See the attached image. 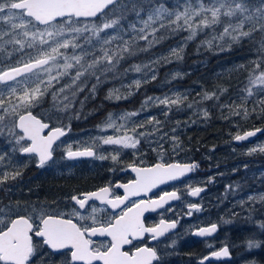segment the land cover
<instances>
[{"label": "snow or ice", "instance_id": "6c2138e0", "mask_svg": "<svg viewBox=\"0 0 264 264\" xmlns=\"http://www.w3.org/2000/svg\"><path fill=\"white\" fill-rule=\"evenodd\" d=\"M195 4L196 7H193V0H183L182 3L181 0H176L172 9H169L165 0H127V3H122L121 0H0V21L7 22L12 30L9 33L0 29V40H3L4 36H9L6 43L19 45L20 50H23L26 44L27 48L36 51V55L34 57L30 55L29 62L23 63L22 66L13 67L8 71L0 69V83L14 82L13 85L8 86L9 96L15 94L18 88L22 92L16 102L9 100L7 104L6 98L0 93V133L7 129L10 135H14L15 143L20 146L18 151L22 154L35 155L38 158L39 167H44L49 161H53V145L65 135V130L60 127L50 128L29 109L39 103L40 98L52 86L53 80L59 84L60 78L68 77L71 85H76L72 92L74 98L76 91L83 90L80 84L84 80L95 77L97 83H101V77L113 71L124 58L125 53L132 54L129 52L130 42L115 32L111 35L106 33L103 38L100 36V33L106 29L122 32L123 29L117 27L120 19L123 18L122 15L120 18L107 20L100 26L93 24L89 27L79 23L80 18L96 17L97 13L103 12L106 8L109 12H113L119 6L125 11L134 12L141 26L139 29L135 24L130 27L139 39L148 41L149 47L157 42L155 33L160 29L168 33L187 31L189 33L187 40L194 39L198 30L203 32L205 29H211L212 37L204 43L211 48L213 41L222 42L217 44L220 51L230 48L233 43H238L243 38H251L254 32L258 31L264 35V0H208L207 5L204 0H195ZM110 5L112 8H109ZM142 12H146V19H140ZM104 14L108 15V13ZM40 25L44 27L40 28ZM154 25L158 26L154 27ZM246 25L247 30H245ZM85 33H90V35H85ZM149 35L152 36L151 40H148ZM16 36H22L24 39H16ZM93 38H95V43H93ZM81 39L82 42L77 43ZM116 41L120 42L115 43ZM114 43L115 47H111ZM2 47L3 45L0 44V48ZM69 50H71V55L68 54ZM179 51H182V48L171 49V53L175 54L178 59L180 58ZM258 56L261 59L256 62L254 72L264 63V40L259 42ZM135 70L140 71V68L137 66ZM17 77H22V79H17ZM151 79H156L154 72ZM78 81L80 84H77ZM249 83L264 85V70L256 75H250ZM135 84L139 86L140 81H135ZM41 85H43V90H41ZM95 87V85L92 86L93 92H95ZM247 91L248 96L253 95L251 88ZM259 91L264 92V87L259 88ZM57 92H65V86H61ZM213 97L218 99L215 92L205 94L203 99L210 100ZM55 98L56 93H53V99ZM121 98L126 97H115L117 100ZM64 99L68 100L67 94ZM152 99L148 98V100ZM155 99L157 103L168 107L170 104L178 105L186 97L175 95ZM261 103L264 104V101ZM71 104L72 101L69 100L64 108H69ZM20 109L24 111L21 112ZM9 113L16 119L6 125L4 119ZM136 114L134 112L124 113L116 119L110 115L105 126L100 130L105 132L108 129H115L119 132L125 125L124 123L118 124L117 119L126 123ZM236 114L241 113L237 111ZM243 115L245 117L248 115L246 108L243 110ZM13 129H18L19 134H16ZM44 129H49L48 135H43ZM255 134V132H247L244 135H237L235 139L245 140ZM139 135L143 136L144 133H139ZM25 140L29 143L22 145L21 142ZM99 143L135 149L140 141L125 134L122 137L111 135L102 137ZM94 147L95 143L73 151L69 145L66 158L95 157L101 160L109 158L97 155V152L93 150ZM260 151H264V147H261ZM4 159L5 156L0 154V162ZM111 159L115 161L118 157L112 156ZM195 167V164L157 163L151 168H133L132 170L138 174V179L131 184L117 185L125 189L127 193L125 196L108 199L111 189L103 187L96 192L84 193L81 196L73 195L71 199L79 206V209H84L93 199L111 205L115 209L124 204L129 196L139 195L157 184L175 180L192 172ZM16 175H19V172L11 178L15 179ZM8 178V174L4 173L0 183ZM203 190L197 187L190 194L196 196ZM258 198L264 201V196ZM178 199L180 197L175 192H165L159 198V202L141 201L135 204V211L132 206H128L126 210L122 209L116 218L109 220L106 226L100 227L81 226L73 223L72 219L47 214L39 218V224L35 227L33 219L25 215L10 218L5 223V214L0 211V225H2L0 226V264H30V261L31 264H35L32 260L36 254V247L33 244L34 236L42 238V243L53 253L65 255L63 250L68 249L69 264H94V262H102V264H154L155 262V264H160V256L155 248L138 247L131 255L128 251H122V248L124 245H132L133 240L141 238L144 233L152 234V239L155 240L170 229H174L176 221L169 223L161 220L156 227H145L140 217L148 208L155 210L157 207H163L169 200ZM248 199L255 198L250 196ZM189 208L200 210L197 204H192ZM96 211V208H92L90 216L80 218L91 219L95 224ZM259 227L264 230V222H261ZM216 230L217 225L212 224L210 227L198 229L195 234L202 237L209 236ZM98 235L111 237V244L104 247L102 251L91 247L92 240L87 238ZM247 246L248 248L259 247L260 242L250 240ZM228 255L227 247L211 253V257L217 259Z\"/></svg>", "mask_w": 264, "mask_h": 264}, {"label": "flooded vegetation", "instance_id": "af4514ba", "mask_svg": "<svg viewBox=\"0 0 264 264\" xmlns=\"http://www.w3.org/2000/svg\"><path fill=\"white\" fill-rule=\"evenodd\" d=\"M108 11L109 9L105 10L91 20L101 18ZM131 49L129 46V52ZM130 58L131 55L125 53L123 62L121 60L113 71L101 77V83H97L95 77L84 80V84L78 83L85 85L89 93L83 91L81 96L74 98L91 102L92 109L40 111L34 106L29 109L33 115L48 123L50 128L60 127L65 130V135L53 145V161H49L44 167L38 166V158L35 155L22 154L18 151L20 146L15 143L14 135H10L7 129L0 133V154L5 156L4 161L0 162V180L3 179L4 173L9 177L0 183V211L5 214V223L10 218L25 215L33 219L35 227L39 224V218L47 214L72 219L73 223L81 226H106L109 220L116 218L121 210H126L128 206H132L135 211L136 203L159 202V198L165 192H175L180 199L169 200L163 207H157L155 210L148 208L143 211L140 218L145 227H156L161 220L169 223L176 221V227L155 240L152 239V234L144 233L141 238L134 239L132 245H124L122 251H128L131 255L138 247L155 248L160 256V264H201V261L203 264H246L244 262L247 259L258 260L259 248L253 247L251 251L248 250L249 238L245 240V230L252 229L258 240L259 224L264 222V201L258 198L264 196V151H260V148L264 147V121L259 119V105L256 104L252 114L254 125L241 124L248 121L244 119L239 122L238 130L234 128L237 125L227 126L228 131L236 133L230 142L204 141L197 144L190 139L181 143L180 131L177 130L175 134L170 132L178 128L173 125L132 126L130 119L126 123L117 119L118 124L125 125L121 130L127 133V136L139 139L140 143L135 149L103 145L99 143L102 137L109 135L122 137L118 135L122 132H117L115 129H108L105 132L100 130L105 126L109 116L116 119L127 113L126 106L139 97L126 93L127 90L131 91L130 85L126 83L130 69L127 62ZM23 63L25 62L4 63L0 55V69L4 71L22 66ZM117 83L123 84L121 85L123 90L119 91L120 93L113 92L110 98V93H105L103 89L112 86L117 89ZM12 84L13 81H6L0 83V87ZM93 85L96 86L95 92L92 91ZM116 96L126 98L117 100ZM115 101H119L118 111L111 110ZM210 105L213 108L216 106L215 103ZM20 111L23 112L24 109ZM15 119L14 115L6 114L4 124L9 125ZM211 120L214 122V118ZM219 127L221 125L194 127L190 133H194L196 129L210 131ZM254 129H259L261 132L252 141L234 142L237 135ZM13 131L19 134L18 129ZM48 132L49 129H44L43 135H48ZM139 133L144 135L141 136ZM27 143L29 142L26 140L21 142L22 145ZM93 143H95L93 150L97 155L109 158L103 160L95 157L66 158L69 145L75 151ZM112 156H117L118 159L114 161L111 159ZM157 163L195 164L196 167L192 172L175 180L157 184L139 195L129 196L124 204L115 209L95 199L90 200L84 209H79L71 199L73 195L81 196L84 193L96 192L103 187L111 189L108 199L123 197L127 193L124 188L117 185L131 184L138 179V174L132 169L151 168ZM16 172H19V175L12 179ZM244 180L251 181L255 199H248L249 190L242 183ZM197 187L204 190L192 196L190 192ZM192 204H197L200 210L190 209L189 206ZM92 208L97 209L95 224L91 219L80 218L90 216ZM245 213H248L247 217L244 216ZM212 224L217 225V230L211 235L202 237L195 234L198 229L210 227ZM186 226L190 228L186 230ZM87 238L92 240L91 247L99 248L101 251L111 244V237L107 235ZM33 244L36 247V254L32 258L35 264H69L68 249L63 250L65 255L53 253L42 243V238L35 236ZM224 247L229 248L231 254L229 259H210L213 251H220ZM244 250H248L251 254L245 253ZM205 257L209 259H204ZM94 264H102V262H94Z\"/></svg>", "mask_w": 264, "mask_h": 264}, {"label": "rangeland", "instance_id": "374dc122", "mask_svg": "<svg viewBox=\"0 0 264 264\" xmlns=\"http://www.w3.org/2000/svg\"><path fill=\"white\" fill-rule=\"evenodd\" d=\"M122 3H127V0H122ZM183 0H181V3ZM205 5L208 4L204 0ZM169 9H172V7L167 6ZM193 7H196L195 0H193ZM108 15H103L101 18L97 20H86V21H79L81 25H88L91 27L93 24L100 26L103 22L110 20V19H116L120 18L121 15L123 16L122 19H120V23L117 26L119 29H123L122 32H118L115 29H106L104 32L100 33V36L103 38L105 34H117L118 36H122L124 40H127L130 42V46L133 40H142L139 39V36L133 32L131 25L135 24L137 29L141 26L136 15L131 16L134 12L132 11H125L124 9L117 6L113 12H107ZM135 14V13H134ZM146 12H142L140 19H146ZM158 25H154V27H157ZM40 28H43L44 26L40 25ZM0 29H2L5 32L11 33L12 30L10 29V26L7 22L0 21ZM247 29V28H246ZM147 31V30H146ZM258 32V31H257ZM157 33V32H156ZM155 33V35H156ZM254 34V33H253ZM85 35H90V33H85ZM189 33L185 31L182 35L180 33H174L173 36L167 37L166 40L161 41V43L155 45V47H149L147 46L151 52H149L147 49L141 48L140 50L143 52L141 55L140 53H135L134 55L131 54L130 60L127 62L129 66V75L128 82H126L128 85H130L131 91L127 90L126 93L129 95L135 94L139 95L136 101H131L129 103V106H126L127 113H137L136 115L132 116L130 118L131 125H152V126H166V125H173L175 127H178L176 129L170 130V132H175L177 130L180 131V142L183 143L186 140L192 139L193 142L199 143L200 139L197 138L196 140L193 138L194 133H190L191 129L195 126V123L200 120V118L197 120L196 117L205 116V112L208 111L207 104L209 100H204L203 97L205 94H210L209 92H203L204 86L203 82L207 79L215 76H221V77H229V78H237L242 77V73L244 70L248 69L251 66V63L254 61L259 60V56H257L254 53L249 54H242V55H234L231 57L224 56L222 59L215 60L216 63L213 67L212 72H202V78L197 79L196 82L183 84L184 77L187 74H190L193 69L190 70V67L187 68L185 63L181 61L182 59V51L185 48L186 45H188L192 40H187ZM201 36L204 38L212 37V31L211 29H205L203 32L197 31V36ZM195 37V38H196ZM149 40L152 39V36L149 35ZM194 38V39H195ZM9 36H4L2 40L3 47L0 48V55L2 56V59L4 63H12V62H26L30 60V55L35 56L36 51L35 49H29L27 48V45L25 44L23 50H20V46L16 45L14 43L9 44L6 43L8 41ZM16 39L23 40L24 38L22 36H16ZM264 40L262 38V34H259V38L256 37L255 41L258 43L259 41ZM135 41V42H137ZM147 41V40H142ZM81 41H77V43H80ZM120 41H116L115 43H119ZM93 43H95V38H93ZM115 43L111 47H115ZM182 51H179L180 58L178 59L175 54L171 53V49H181ZM97 49H99V45H97ZM63 51V50H61ZM148 51L149 54H146ZM132 52V49H131ZM9 53L11 55H9ZM77 53H79V49H77ZM69 55H71V50H69ZM134 58V59H133ZM123 62V60L121 61ZM207 65H212L211 63L207 62ZM202 65V63H201ZM140 68V71H136V67ZM155 73L156 79H151L152 73ZM179 75H176V74ZM256 74H258L256 72ZM255 74V75H256ZM175 77V78H174ZM139 80L140 84L137 86L135 84V81ZM79 81L77 82V84ZM84 84V83H83ZM250 85V83H248ZM13 85V84H12ZM71 81L68 77H62L60 78V83L57 84L55 80L52 82V86L48 88L47 92L40 98L39 103L34 104L33 106L40 111L45 110H56V111H66V110H72V105L65 109L64 105L68 104V101H73L72 92L73 89L76 87V85H71ZM118 88L116 89L114 86L112 88H104L105 93H120L119 91L123 90V84L117 83ZM65 86V92H57V90L61 87ZM83 90L82 91H76L75 96H78L82 94L83 91H86L89 93V90L85 88V85H80ZM253 89L258 91L259 88L262 87V85H253ZM34 87V85H33ZM116 89V90H115ZM41 90H43V85H41ZM115 90V91H114ZM248 89H240L238 93L228 95L227 98H240L244 100H249L252 98H256V96H248ZM252 90V88H251ZM68 94H67V93ZM124 92V91H122ZM0 93L6 98V104L8 101L16 102L17 98L22 95L21 90L18 88L17 92L11 96H9V89L7 87H0ZM53 93H56V98L53 99ZM68 95V100L64 99L65 95ZM175 95H180L182 98L186 97V99H182V102L178 105H169L166 107L163 104H159L156 102L155 98H163L165 96L167 97H174ZM226 95H223L222 97H225ZM153 98L152 100H148V98ZM230 100V99H229ZM147 101V102H145ZM118 103L119 101L114 102V106L111 107L112 111H118ZM62 104L63 108L59 109L58 105ZM261 106V104H259ZM239 107V105H234ZM123 109V107H122ZM238 109H234L233 111H236ZM240 115H234L230 110L227 114H231L237 118V121L234 125H237L235 130H238L239 128V122L244 119H249V117H245L243 114V111L240 109ZM49 112V111H47ZM154 118V119H153ZM142 121V123H141ZM157 121L159 123H157ZM229 126L232 125V122H228ZM199 131V130H198ZM121 136H124L127 133H124L123 130H121ZM236 133H227L224 129L223 132H221L220 138L224 142H230L232 141L233 135ZM244 185H246V189L249 190L248 198L254 197L252 190V183L250 180L246 181L244 180L242 182ZM245 217L248 216V213L244 214ZM262 218V214L260 215ZM190 227L186 226V230H188ZM258 240L256 238V235L254 234L252 229L245 230L246 239L249 238V241H258L260 242L259 247H255V249H258L259 251V257L256 261L253 258L247 259L246 264H264V230H262L260 227L258 228ZM182 247V245H181ZM249 251L252 250V248H248ZM248 250H244L245 253H248L249 255L251 252H248ZM263 258V259H260ZM254 260V261H252Z\"/></svg>", "mask_w": 264, "mask_h": 264}, {"label": "trees", "instance_id": "16d2710c", "mask_svg": "<svg viewBox=\"0 0 264 264\" xmlns=\"http://www.w3.org/2000/svg\"><path fill=\"white\" fill-rule=\"evenodd\" d=\"M208 2V0H205ZM176 0H165L166 6L173 7L175 4ZM135 15L134 13L131 15ZM247 28V25L245 26V30ZM219 31V29H217ZM185 31H180V35H182ZM174 33H168L165 32L164 29H160L156 33L157 37V42H155L152 47H155V45L161 43V41L166 40L167 37L173 36ZM260 32H254L251 38H243L240 42L238 43H233L230 48H227L224 51H220L219 48L217 47L218 41H213V46L209 48L204 41L210 40L211 37L204 38L201 37L200 35L197 36L195 39H193L188 45L185 46V48L182 51V59L181 61L185 63L186 67L189 68L190 70L196 66L195 69L190 74L185 75L184 81L182 82L183 84H190L193 82H196L197 79L202 78V72H212L213 67L216 63L215 60L217 59H222L224 56H234V55H242V54H251L254 53L258 56V49H259V42L256 43L255 39L256 37L259 38ZM262 38H264V35H262ZM162 39V40H161ZM149 40V38H148ZM161 40V41H160ZM134 40V43H131V48H132V54L134 55L135 53H140V55L143 53L140 49L144 48L147 49L149 52L150 49L147 47L148 46V41H142ZM133 42V41H132ZM148 51L146 54H149ZM134 59V58H133ZM261 59V57H259ZM209 62L212 65H207L206 63ZM257 62V61H256ZM256 62H252L251 66L244 70L242 73V77H237V78H229V77H221V76H215L210 79H207L206 81L203 82L204 86V91L203 92H209L210 94L215 92L218 96V99L216 97H213L212 99L209 100L207 104H209V111H207V115L201 116V117H196L198 122L195 123V126H206V125H221V127L215 129V130H210V131H204L203 129H196L194 131V139L196 140V135L197 138L200 139L199 141L204 142V141H209V142H218V141H223L220 138V133L223 132L225 129L227 133H232L231 131H228L229 129L227 128L228 122H232V125H234L237 121L238 115L236 114L237 111L240 109L243 111L245 108L248 110V115L249 117L248 121L244 122V125L247 126H252L254 125V119H252V114L253 111L255 110L256 104H261L259 105V119L260 121H264V104L261 103V101H264V92H260L259 89L258 91L253 89V85H249V77L250 75H255L256 72L259 73V71L264 70V63L261 64L260 69H255V64ZM202 63V65H201ZM264 87V85H262ZM252 88V96H256V98H252L249 100H244V99H232V98H227V96L236 94L239 92L240 89H249ZM223 95H226L225 97H222ZM230 99V100H229ZM212 103H215L216 106L213 108L211 107ZM72 109L73 110H78V109H92L91 102H85L81 101L79 99L74 98L72 101ZM234 105H239V107L234 106ZM58 108L61 109L63 108L62 104L58 105ZM234 109H238L236 111H233ZM210 109L212 111H210ZM36 110H39L36 108ZM229 110L234 114L237 115V118L231 114L226 113L229 112ZM243 116V114H242ZM214 118V122L211 120ZM240 125V124H239ZM224 129H223V127ZM199 130V131H198ZM263 259V258H260Z\"/></svg>", "mask_w": 264, "mask_h": 264}, {"label": "water", "instance_id": "95a60500", "mask_svg": "<svg viewBox=\"0 0 264 264\" xmlns=\"http://www.w3.org/2000/svg\"><path fill=\"white\" fill-rule=\"evenodd\" d=\"M111 6V5H110ZM109 6V7H110ZM107 9V8H106ZM106 9H104V10H106ZM103 10V11H104ZM102 12H100V13H97V16L99 15V14H101ZM91 18H94V17H91ZM91 18H80V19H91ZM6 71H8V70H6ZM37 117V116H36ZM38 119H40L41 120V118H39V117H37ZM43 122V121H42ZM45 123V122H44ZM48 124V123H47ZM247 132H255L256 134L254 135V136H251V137H248L247 139H245V140H240V141H238V140H236V139H234V142H236V143H241V142H244V141H252L261 131H256V130H249V131H247ZM247 132H245V133H247ZM244 133V134H245ZM244 134H241V135H244ZM228 248V247H227ZM229 249V248H228ZM231 257V254H230V252H229V255L228 256H221L220 258H218L217 260H227V259H229ZM211 260H216V258L215 257H211L210 258Z\"/></svg>", "mask_w": 264, "mask_h": 264}, {"label": "bare ground", "instance_id": "6f19581e", "mask_svg": "<svg viewBox=\"0 0 264 264\" xmlns=\"http://www.w3.org/2000/svg\"><path fill=\"white\" fill-rule=\"evenodd\" d=\"M241 124H243V123H241ZM243 128V127H242ZM241 129V128H240ZM252 129V128H251Z\"/></svg>", "mask_w": 264, "mask_h": 264}]
</instances>
